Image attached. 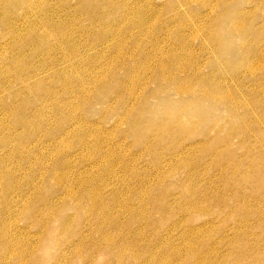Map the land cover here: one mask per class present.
Returning <instances> with one entry per match:
<instances>
[{
    "label": "bare ground",
    "instance_id": "6f19581e",
    "mask_svg": "<svg viewBox=\"0 0 264 264\" xmlns=\"http://www.w3.org/2000/svg\"><path fill=\"white\" fill-rule=\"evenodd\" d=\"M40 1L42 0H0V6L2 7L0 11V27L7 25L6 21L9 18L6 15L7 12L12 13L13 10L23 7V11H26L24 15L26 20L35 16L37 22L44 20L46 26L51 30V35H46L44 40L49 44L51 42L55 43V46L51 45L55 51L63 55L61 62L65 66L62 68V75L59 74L52 81V88L47 90L45 96L47 98L49 95L48 98L52 101L51 105L47 106V108L51 109V113L53 112L52 116L56 118L62 115V117L58 118V122L55 125L56 133L57 137L61 138L60 143L67 144L77 138L82 130L79 128L82 118L79 117L78 119V117L74 116V113L76 111L82 113V110L90 105L89 101L92 102L91 98L87 96L88 91H84L85 82L78 74L74 75L73 71L69 70L76 66L73 60L82 64L87 60L85 56L89 58L90 53L88 55L87 51L83 50L84 47L78 45L76 41L70 40L71 37L63 22L54 19L58 17V13L56 16L55 10L50 3L45 2L48 4L47 9L44 7L38 8L39 5H35ZM94 1L95 3L91 0L93 4L91 2L88 4L87 0H79L75 11L82 12L81 14L91 19H102L109 23L120 22L124 24L125 19L127 27L140 29L141 32H143V29L147 30L149 28L148 20L142 13L144 10L140 6V2H145L146 0L135 2L134 6L125 2L123 8L117 5L116 0H109L111 2L110 7H112V11L109 13L105 11L106 4L103 1ZM179 1L182 3V7H178L179 9L186 8L187 12L191 10V23L181 25V28H186L187 34H181V49L177 54L178 56L174 53H167L162 48L157 47L149 52V55L143 54L140 59H137L139 47H133L135 42L126 47L116 43L111 45L107 38H103L104 41H109L108 48L115 49V51L114 53L110 52L111 55L105 57L106 50L94 48L97 50L96 59L101 56L102 61H107L112 65V68L107 70L102 76L97 73V79L93 83L96 85L95 87L98 85L103 92L98 89L94 93L95 100L106 103L112 114L116 113L115 110L119 108L118 114L116 113L118 120H120L119 122H124V124L134 130L140 128L143 123L152 121L154 118L152 115H158V112L156 113V111L150 109V103L144 94L142 95L138 92L150 91L154 87L156 92L153 97L158 99L157 102H164L165 110L167 111L165 119H161L159 124V127H161L159 133H156L161 139V144L155 146L161 147L166 153L174 154L176 159L182 157V154L178 152V144L185 145L184 140L192 141V150L200 146L204 153L211 155V171H218L221 180L219 187L221 188L209 187L211 192L207 194L210 197L207 195L202 196L205 205H198L195 201L185 204L183 218L191 225L189 233L187 229L178 237L174 234V230L168 234H162L165 224L164 219L174 213L175 210L170 209L167 205L170 195H162L163 186L168 180L165 176L166 169L161 168V171L154 169L156 177L159 176L158 178L155 180L148 179V182L138 184V187H143L138 197V208L140 207L141 209L142 217L138 219L128 217L125 221L114 220V210L116 208L121 207V211H118V213L127 212V209L132 205L131 200H123L119 193L107 194L106 192L111 187L109 180L113 176L116 177L114 165L119 146L115 148V142L112 140L105 146L107 138L104 139L102 133L97 132L95 134L91 132L88 139L94 138L96 142L93 156H91V168L93 171H85L89 174L85 178L84 175L77 176L74 179L71 176L72 184L69 185L68 183L73 191L72 199L79 201L74 210H76L77 214L85 217L82 227L86 235L85 237L81 236L80 248L81 250L85 249L87 241H89L86 239L88 229L84 226L86 224L88 226L94 225L95 223L99 225L100 232L103 229L110 228L108 229L109 234L105 239L107 241L106 245H111L115 255L120 257H123V254H125V257L130 256L131 261L129 264H264V97L262 101L258 99L260 95H264V16L262 13L259 14L258 10L254 9L255 5H253L260 4L263 8L264 0H249V4H252L253 8H246L243 14L234 1ZM66 3H71V0ZM262 8H260L261 11ZM123 10L125 11V17ZM206 10H209V13L201 15V12ZM13 15L15 14L13 13ZM257 15L261 19V25H259L260 21L256 22ZM111 16H113V20ZM32 34L33 37L31 39L34 38V32ZM247 35L248 39L245 43L242 45L236 43L238 36L244 39ZM122 39L125 40V38ZM200 40H203V42ZM190 42L196 44L201 42V46L210 50L219 67L217 71H212L210 75L202 73L197 62L198 57H188L189 54H196L187 50ZM1 47L0 45V64L4 60L2 57L3 48ZM35 53H38V51H35ZM44 53L52 55L53 49L48 48ZM71 55L74 58L71 59ZM22 56L19 57L21 60H11L12 57L5 55V60H11L8 65L9 69L13 70L16 84L33 89L30 84H27L22 79V76L15 72V69L24 65L30 69L29 71L32 74L30 78H38L39 80L41 78L43 80L44 76L40 77L42 75L36 72L37 69L33 64L29 66L28 60L24 58L26 55ZM148 58L149 62L147 61ZM154 58H158L156 60H159V62L152 64L156 61ZM237 66L240 68H237ZM54 69L57 70L55 67ZM123 72L129 75H124ZM118 75H120L119 79H121V75L127 76V78L118 80ZM93 78L91 79L92 81ZM113 81H115V84H112ZM250 81L257 83L253 91L241 92L237 88L228 85V83H241L244 85ZM57 84L60 85L61 89L58 92L60 94L63 93L61 96L60 94L56 95L54 85ZM35 88L36 90L38 89V87ZM162 94L165 96L160 99ZM74 95L80 98L79 103L76 102V105L68 101V98ZM19 99L20 97L18 101ZM57 99H60V102ZM110 99L115 101L114 103L117 106H114ZM2 100L0 98V102ZM138 100L140 105L136 106L135 104ZM207 102L211 103L210 112L205 111ZM4 103L5 101H3ZM3 106H6V104ZM9 107L7 108H9L10 113L17 115V121L14 125L15 127L8 123V131L6 122L0 119V147H6L9 143L14 144L26 138V135L17 134L16 130L14 132L12 129L18 127L24 131L31 130V126H29L30 117H24V114L29 115V112L19 105H11ZM45 112L48 113V111ZM106 114L105 116H108ZM105 116L103 119H106ZM44 117L46 118V114L42 116L43 120ZM75 118L76 121H74ZM70 119L74 121L73 124H76L74 133L66 131L68 127L66 125H68V121L70 123ZM154 120H159V116L154 118ZM209 120H211V125L213 122L226 124L227 121L231 128L222 138L211 139V130L206 131L207 128L205 127V122ZM45 121L46 119L44 123L47 122ZM88 122L84 121L87 129ZM102 123L104 124V120H98L97 123L90 124L89 130L100 129L99 126L103 125ZM197 128L199 132L203 133V138L202 141L193 143V140L198 137L195 134ZM4 132H9V136L5 135ZM235 137L239 139V148L246 147L249 149V162L239 160L236 156L237 152L233 150V138ZM143 145L144 143L141 146ZM153 152L158 153L156 151ZM69 160L71 162V159ZM65 165L63 171V168L59 167L61 170H59V175L57 176L63 182H70L71 177L67 174L68 169L65 168L69 165H67V162ZM121 165L124 166V164ZM132 167L133 163L130 160L127 163L125 162V171L129 170L130 172ZM203 169L204 171L206 170V168ZM102 176L106 177L108 181L100 183ZM11 177H14L13 173H11ZM188 178H191L190 174ZM2 179L1 175L0 181ZM65 183L63 186L66 188L67 185ZM73 183L79 184L81 187ZM42 186L44 187V185ZM176 188L180 190L181 186ZM71 190H68L67 193ZM187 192L188 190L185 192L186 195ZM193 192L196 193L194 190ZM50 197L52 198V196ZM38 199L44 198L39 196ZM38 199L36 198V200ZM54 199H52V204L50 203L51 199L45 201L47 205L50 204L49 206L52 207L50 210L52 211L55 210V207H62L64 202L63 198L55 199V202ZM32 200H34V197ZM241 200H244V208L236 204L237 201ZM227 205L231 207V210H228L230 213L221 210ZM3 211L0 210V213H4ZM52 211H48V214L44 215L54 214ZM42 212V210H39L38 214H42ZM201 215L219 216L222 219L224 228L222 229V238L220 240H210L208 242L207 238H203L206 233L211 234L213 224L211 220L207 221L208 219L206 221L200 220L199 217ZM199 222L203 224L194 226ZM66 226L70 227L71 224ZM159 226L160 228L156 229ZM9 227H5L2 240L6 252L17 254V256L31 253L35 247L33 248L31 242L27 241L25 233L23 235L18 234V232L15 234ZM228 227L232 229L231 236H229L226 229ZM179 228L175 227L176 230H179ZM187 240H192V242L180 246V241L185 243ZM213 245L215 248L212 250ZM205 247L206 250L208 248V251L202 252ZM211 250L214 253L213 258H210ZM225 252H227L226 255L224 254ZM22 262L20 261L21 264L25 263Z\"/></svg>",
    "mask_w": 264,
    "mask_h": 264
},
{
    "label": "rangeland",
    "instance_id": "374dc122",
    "mask_svg": "<svg viewBox=\"0 0 264 264\" xmlns=\"http://www.w3.org/2000/svg\"><path fill=\"white\" fill-rule=\"evenodd\" d=\"M67 1L68 0H42L35 5H39L38 8H46L50 3L55 10L56 16L58 13V17H55L54 19L63 22L64 27L67 29L71 37L70 40L76 41L78 45L84 47L83 50L87 51L88 55L90 53L89 58L83 54L87 60L82 64L73 60V62L76 63V66L69 70L73 71L74 75L78 74V76L85 82L86 85L84 84V91H88L87 96L92 100V102L89 101L90 105L82 110V113L80 112L81 114L77 111L74 113V116L78 117V119L79 117L82 118V123L79 125V128L82 130L80 132L81 134L72 140L71 143H60L61 138L57 137L55 125L58 122V118H60V116L62 117V115L58 117L55 116L56 118H54L51 109L47 108L48 105H51L52 101L49 100V95L46 98L45 93L48 89L52 88V81L57 78L59 74L62 75V68L65 66L61 62L63 55H60V53L53 48L55 43L51 42L52 46L44 40L46 35H51V30L46 26L44 20L37 22L35 16L26 20L24 18L26 11H23V7L13 10L12 13L7 12L6 15L9 16L8 21H6L7 25L5 27H0V45L2 46L1 48H3L2 57L4 58L1 62L2 64H0V98L3 99L2 102H0V113H2L0 119H3L4 122H6L8 131V123L15 127L14 125L17 121V115L12 112L10 113L9 106L19 105L21 108H24L25 111L29 112V115L24 114V117H30L29 126H31V130L29 131H24L18 127V129H12L14 132L16 130L17 134L26 135V138H22L23 140L15 142L14 144L9 143L6 147H0V177L2 175L3 178L0 181V210H4V213H0V264H21L20 261L25 262L24 264H129L131 261L130 256L125 257V254H123V257L115 255L114 249L111 245H106L107 241L105 239L109 234L108 229L110 228L103 229V231L100 232L99 225L95 223L94 225L88 226L86 224L84 226L88 229L86 239L89 241H87V247L85 249L81 250L80 248L81 236L85 237L86 235L82 227V222L85 221V217H82L75 212V206H77V202L79 204V201L72 199L73 191L70 189L71 187L69 185L72 184L71 176H73L74 179L77 178V176L84 175L85 178L89 176V174L86 173L87 170L93 171L91 168V156H93L96 142L94 138L88 139L89 133L91 132L95 134H97V132L102 133L103 138H107V141L104 144L105 146L111 140L115 142V148L119 146L116 152L117 158L115 159L114 165L116 177L113 176V178L109 180V185H111V187L109 188V191L106 192L107 194L119 193L123 200H131L132 205L127 209V212L118 213V211H121V207L116 208L114 210V220L125 221L128 217H133L135 219L142 217L141 209L140 207L138 208V197L139 192L143 187H138V184L141 182L146 183L148 182V179L155 180L158 178L159 176L157 174L158 177H156L154 169L160 171L161 168L166 169L165 176L168 180L163 186L162 195H170L169 203H167V205L170 209L175 210V212L171 213L166 219L163 218L165 224L162 234H168L174 230V234L178 237L187 229L189 233L191 225L183 218L185 204L195 201L198 205H205L202 196H209L207 194L208 192H211V188L209 187L221 188L219 187L221 185V180L218 171H211V155L204 153L200 146H197L192 150V141L189 142L188 140H184L185 145L179 143L178 152L182 154L180 159H176L174 154L166 153L161 147L155 146L161 144V139H159V135H156V133H159V129L161 128L159 127V124L161 123V119H165V113L167 111L165 110V103L157 102L158 99L153 97L156 92L154 87H152L150 91L138 92L142 95L144 94L147 98L150 103V109L156 111V113L158 112V115H152V117L158 118L159 116V120H154L153 118L152 121L145 122L140 128L134 130H132L127 124H124V122H119L120 120H118V116H116L119 108L115 110L117 114L115 112L112 114V111L108 109L106 103L97 102L95 100L96 97L94 93L99 87L98 85L95 87L96 85H94L93 82L97 79L98 74L102 76L107 70L112 68V65L107 61H102L101 56L96 59L97 50H106L107 53L104 56L108 57L111 55L110 52L114 53L115 51V49L108 48L107 45L110 43L111 45L116 43L118 45L129 47L135 42L133 47H139L137 59H140L143 54H148L157 47L162 48L167 53H174L177 55L181 49V34H187L186 28H181V25L191 23V10L187 12L186 8L179 9L178 7H182V3L179 0H146L145 2H140V6H142V9L144 10L142 13L149 23V28L147 30L143 29V32H141L140 29L127 27L125 25V19L124 24L120 22L109 23L97 18L96 20L91 19L90 17L81 14L82 12L75 11L79 0H71V3H66ZM101 1L106 4V6L104 5L106 7L105 11L108 13L111 12V2H109V0ZM116 1L117 5L123 8L125 2L134 6L135 2L143 0ZM229 1H234V3L239 6L242 14L246 8L251 9L253 8V5H255L254 9H257L259 14L262 13L264 16V6L262 8L260 4L250 5L249 0ZM89 2H91V0H87L88 4H90ZM92 2L95 3L94 0H92ZM92 2L91 4H93ZM108 5L110 8L107 7ZM260 8H262L263 12ZM1 10L2 7L0 6V11ZM13 13L15 15H13ZM123 13L125 17L124 10ZM206 13H209V10L201 12V15ZM72 14L73 16L71 17ZM258 15L256 18L257 23L261 20L258 18ZM111 19H114L113 16H111ZM259 25H261V21L259 22ZM33 32L34 38L31 39L33 37ZM103 38H107L110 43L108 40L104 41ZM122 38H125V40ZM247 39L248 35L244 39H241V37L238 36L236 43L242 45ZM200 41L203 42V40ZM198 43L202 44L201 42ZM200 44L193 42L189 43L187 50L190 51V53L195 52L196 54H189L188 57H198L197 62L202 73L204 75H210L212 71H217L219 67L210 50ZM48 48L53 49L52 55L44 53ZM35 51H38V53H35ZM93 52L94 54H92ZM5 55L7 57H12L11 60H21L19 57L26 55L24 58L28 60L29 66L30 64H33L37 69L36 72H39L40 75H42L40 77L44 76L45 79L43 78V80H41L40 78L39 80L38 78H30L32 75L29 71L30 69L23 65L17 67L15 72L22 76V79L27 82V84H30L33 89L27 88L21 84H16V81H14L13 70H10L8 65L11 60H5ZM70 58H74L73 55H71ZM154 59L156 60L158 58ZM147 61L149 62V58ZM158 62L159 60H156L152 64ZM54 67L57 70H55ZM237 68L240 67L237 66ZM124 75H121V79H119L120 75H118V80H123L125 77L127 78V76ZM92 78L93 81L91 80ZM112 84H115V81H113ZM256 84V82L251 81L244 85L241 83H228V85L237 88L238 91L241 92L253 91ZM35 87H38V89L36 90ZM54 88L56 90V95L60 94V92H58L61 91L60 85H54ZM100 92L103 91L100 90ZM61 95H63V93H61L60 96ZM164 96L165 95L162 94L160 99H163ZM19 97L20 99L18 101ZM263 97L264 95H260L258 99L262 101ZM79 99V97L74 95L68 98V101L69 103L72 102V104L76 105V102L79 103ZM62 100L65 101L64 99ZM3 101H5L4 104ZM57 101L60 102V99H57ZM112 102L114 106H117V104L114 103L115 101L111 100V103ZM2 104H6L9 108ZM135 105L139 106L140 101L138 100ZM44 109L45 111H48V113L45 112ZM205 111H211L210 102L206 103ZM223 113L226 115L225 112ZM44 114H46V118L44 117V120L46 119L47 121H45L46 123H44V120L42 119ZM105 114L108 116H105ZM104 116L106 119H103ZM98 120H104V124L102 123L103 125L99 126L100 129L95 128L92 131L89 130V125L97 123ZM74 121H76V118ZM74 121H71V119L70 123L68 121V125H66V127L68 126L66 128L67 132H75L76 124H73ZM84 121H89L88 129L85 127ZM205 127L207 128L206 131L211 130V139L217 137L222 138L231 128L227 121L226 124L213 122L211 125V120L205 122ZM8 133L4 132L5 135L9 136L10 133ZM195 134L198 137L193 140V143L202 141L203 133L199 132L198 128L196 129ZM233 140V150H236V156L238 159L249 162V149L246 147L239 148V139L237 137L233 138ZM143 143L144 145L141 146ZM69 159H71V162ZM129 160L133 163L130 172L129 170H124L125 162L127 163ZM64 162H67V165H69L65 168L68 169V172H66L70 175L69 177H71L70 182H63L60 177L57 176L59 175L58 173L59 170H61V167L63 168L62 171L64 170ZM121 164H124V166ZM70 165L74 167H71ZM203 168H206V170L204 171ZM11 173L14 174V177H11ZM189 174L191 175V178H188ZM107 181V178L102 176L100 183H105ZM46 182L47 184H45ZM64 183L67 185V189L63 186ZM95 183L97 184V182ZM73 184L77 186L79 185L75 183ZM42 185H44V187ZM178 186H181L180 190H177L176 187ZM68 190L71 191L67 193ZM187 190L188 192L186 195L185 192ZM193 190L196 191V193H194ZM39 196L44 199H38ZM50 196H52V198ZM33 197L34 200H32ZM54 197L56 200L58 198H63L62 200H64V202L62 207H55V210L52 211L50 210L52 208L49 206L50 204L47 205L45 201L51 199L50 203L52 204V199H54ZM36 198L38 200H36ZM67 199L70 200L67 201ZM236 204L241 208L245 207L244 200L237 201ZM10 210L12 212L11 214ZM39 210L43 211L42 214H38ZM221 210L230 213L228 210H231V207L227 205ZM7 211L9 212L7 213ZM48 211H52L54 214L50 213L51 215L45 216L44 214H48ZM199 218L202 221H206L207 219V221L211 220V223L213 224L211 234L206 233L203 235V238H207L208 242H210V240H220L222 238V229L224 228V225L219 216L211 217L201 215ZM199 223L194 226L203 224L202 222ZM67 224H71V226L68 227L66 226ZM7 226H10V230L15 234L17 232L22 235L25 233L24 235L27 241L29 240L28 242H31L33 248L35 247L31 253L17 256V254L6 252L2 240L3 232ZM175 227L180 228L179 230H176ZM159 228L160 226L156 227V229ZM226 229L229 236H231V227ZM188 242L190 243L192 240H187L185 243L180 241V246H184ZM209 246L211 248V244ZM214 248L215 246L213 245L212 250ZM205 250L206 247L202 249V252ZM212 250L210 258H213L214 254L212 253ZM207 251L208 248L206 252ZM224 254L226 255L227 252Z\"/></svg>",
    "mask_w": 264,
    "mask_h": 264
}]
</instances>
